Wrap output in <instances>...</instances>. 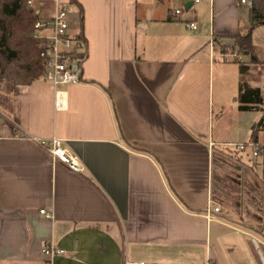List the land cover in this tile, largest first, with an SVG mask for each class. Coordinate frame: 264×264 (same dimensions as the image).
Listing matches in <instances>:
<instances>
[{
	"label": "crops",
	"instance_id": "crops-1",
	"mask_svg": "<svg viewBox=\"0 0 264 264\" xmlns=\"http://www.w3.org/2000/svg\"><path fill=\"white\" fill-rule=\"evenodd\" d=\"M58 1L86 41L81 80L18 85L0 110V264H264L257 220L203 215L208 202L221 208L214 191L231 165L237 181L264 189L244 151L231 149L253 141L254 111L235 109L236 61L248 56L220 48L249 28V6L174 0L194 7L175 18L164 0ZM259 28L251 40L264 61ZM263 72L252 66L247 81L264 99ZM53 137L80 172L51 156L42 142Z\"/></svg>",
	"mask_w": 264,
	"mask_h": 264
},
{
	"label": "trees",
	"instance_id": "trees-1",
	"mask_svg": "<svg viewBox=\"0 0 264 264\" xmlns=\"http://www.w3.org/2000/svg\"><path fill=\"white\" fill-rule=\"evenodd\" d=\"M29 0H0V92L13 93L18 85L30 84L43 76L44 62L39 56L41 41L35 37V23L40 20V10L28 4ZM247 30L232 37L225 49L248 56L247 61L238 62L239 85L236 101L240 111L260 110L262 117L258 127L264 130V99L259 87L250 86L247 78L252 66L264 65L255 54L251 40L252 31L264 25V0H249ZM81 47L86 41L81 32L76 34ZM3 96V95H2ZM4 98V96L2 97ZM253 142H257L256 138ZM264 236V222L253 226Z\"/></svg>",
	"mask_w": 264,
	"mask_h": 264
},
{
	"label": "built area",
	"instance_id": "built-area-1",
	"mask_svg": "<svg viewBox=\"0 0 264 264\" xmlns=\"http://www.w3.org/2000/svg\"><path fill=\"white\" fill-rule=\"evenodd\" d=\"M54 1V12L49 19L38 20L34 27L36 29L35 37H37L42 47L39 51V56L44 62V72L42 79L52 83L54 86H64L72 83H78L81 80L82 63L85 59V49L81 47L76 34H71L69 31V15L68 7L61 4L58 0ZM186 1V0H184ZM242 4L250 6L249 0H239ZM199 0H192V3H197ZM28 4H32L28 1ZM172 17L179 18L182 15V9L176 8L171 13ZM190 29H196V23L190 21L186 23ZM60 95L57 94L55 106L60 107ZM51 156L63 163L66 167L74 172H80L82 166L78 158L63 146V143L58 138H51L48 141H43ZM212 146V143H209ZM262 145L253 142L232 143L231 148L234 151H245L248 148L252 156H258L262 152ZM219 205H213L208 202L203 215L206 220L213 218V213L220 212ZM40 213L49 216V214L41 209ZM256 242L255 239H253ZM43 253L49 256L63 253L59 249L44 248ZM126 264H144L143 262H126Z\"/></svg>",
	"mask_w": 264,
	"mask_h": 264
},
{
	"label": "rangeland",
	"instance_id": "rangeland-1",
	"mask_svg": "<svg viewBox=\"0 0 264 264\" xmlns=\"http://www.w3.org/2000/svg\"><path fill=\"white\" fill-rule=\"evenodd\" d=\"M29 1H31L32 3L30 5H33L40 10L41 19H46L47 16L50 15L51 12H53V2L51 0H29ZM159 8H161L166 12L170 11V15H171L172 11L174 10V0H164V2L160 4ZM243 8H244V12L246 13L247 8L246 7ZM181 9L185 15H191L194 13L193 12L194 7L191 10H186L183 7H181ZM68 13L70 15L71 22L75 25V23L78 22L76 13L70 7L68 9ZM197 20L199 21V19ZM254 37L257 43L264 42L263 28H259L258 30H256ZM229 46L230 45H227L226 47ZM224 47L225 45L220 46L223 53H227L231 51L225 49ZM258 67L260 70H262L264 68V65L260 64L258 65ZM259 81H260L259 84L264 86V76L262 77L261 75V77H259ZM2 95L4 96V98H2L3 97ZM10 98H11L10 93L4 92V94H1L0 92V110H8L10 105ZM236 103L237 105L235 109L240 111L238 109V102L236 101ZM230 107H232V105H230ZM230 107L227 109V114L230 113L229 111ZM252 117L254 118V120L250 124V128L255 126L254 129L249 130V132L253 133L252 140L256 138L258 139L259 143L264 144V130L259 128L257 125L262 117V112L260 110H254V112L252 113ZM233 140H235V138ZM262 151L263 152L259 153L258 156H252L250 150L246 148L244 153L242 154L244 158H247L249 163L252 164V169L254 171V174L255 175L257 174L259 176V180L264 183V145L262 147ZM231 167L234 168L235 166L231 165L229 168H227L228 174L220 175L219 184H216L217 191H214V193L216 194V198L218 199V202L221 205V210L222 209L223 211L230 210L234 212L236 217L235 219H239L237 217L238 215L242 216L241 214L247 212L251 216L252 221L257 220L259 224L263 223L264 216H259V215H260V211L264 209V189L260 191L258 189H255L254 187H251L249 185L250 182L247 179L237 181L233 175L235 174V170H233ZM257 224L255 223L254 226L258 227Z\"/></svg>",
	"mask_w": 264,
	"mask_h": 264
},
{
	"label": "water",
	"instance_id": "water-1",
	"mask_svg": "<svg viewBox=\"0 0 264 264\" xmlns=\"http://www.w3.org/2000/svg\"><path fill=\"white\" fill-rule=\"evenodd\" d=\"M190 4H191L190 2L185 4V9H186V10L189 8ZM2 121H3V118H2V116L0 115V122H2Z\"/></svg>",
	"mask_w": 264,
	"mask_h": 264
}]
</instances>
